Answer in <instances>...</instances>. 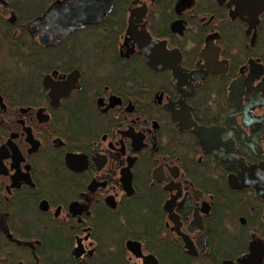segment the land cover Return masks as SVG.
Instances as JSON below:
<instances>
[{"label":"flooded vegetation","instance_id":"1","mask_svg":"<svg viewBox=\"0 0 264 264\" xmlns=\"http://www.w3.org/2000/svg\"><path fill=\"white\" fill-rule=\"evenodd\" d=\"M0 264H264V0H0Z\"/></svg>","mask_w":264,"mask_h":264}]
</instances>
